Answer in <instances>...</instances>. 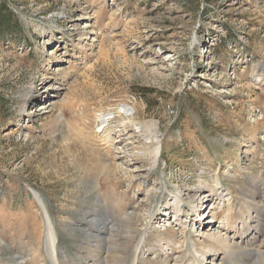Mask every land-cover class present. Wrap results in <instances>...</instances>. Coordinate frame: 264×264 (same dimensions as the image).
Masks as SVG:
<instances>
[{
    "label": "rangeland",
    "instance_id": "1",
    "mask_svg": "<svg viewBox=\"0 0 264 264\" xmlns=\"http://www.w3.org/2000/svg\"><path fill=\"white\" fill-rule=\"evenodd\" d=\"M3 1L22 30L0 38V264H53L46 212L64 264H127L140 238L128 227L147 233L139 264H177L211 217L206 195L234 225L249 197L264 202V0ZM167 236L178 247L161 261Z\"/></svg>",
    "mask_w": 264,
    "mask_h": 264
},
{
    "label": "bare ground",
    "instance_id": "2",
    "mask_svg": "<svg viewBox=\"0 0 264 264\" xmlns=\"http://www.w3.org/2000/svg\"><path fill=\"white\" fill-rule=\"evenodd\" d=\"M77 47H81L80 44H78ZM118 112L122 113L126 116H132V114H133L132 113V107L128 106L127 104H121L118 108ZM128 118L131 119V117H128ZM109 119H110V117L106 116V114L96 115V123H95L96 136L99 137V134L107 129V126L109 124ZM133 125H136L137 128L139 129V131L142 128L141 124H136V123L134 124L133 123ZM156 131L157 130L155 129V125L148 131L150 133L149 134L150 136L148 137V139H150L156 143V145L154 147V154H155L154 163L157 162V155L159 153V146H160L159 139L157 138V135H156ZM63 139L67 140L68 138L63 136ZM108 143L109 142L103 144L102 147H99L100 151H103L104 148L105 149L111 148V147L113 148L112 143H109V144ZM66 153H69V152H66ZM78 155L80 156L82 161H84V162L86 161L90 167L96 169L97 171H101L105 167L107 168V166L105 165L104 162L95 160L97 156L91 157V156L87 155L86 153H83L80 149L78 151ZM75 156H73V158H71L72 155L68 154L65 156V158H67L68 161L72 162V159H74ZM213 183L215 186V187L213 186V188L216 191L218 186H219L218 181L214 180ZM176 192H178V193H176ZM176 192L173 195V198H171V199L173 200V203L175 204V207L173 208L174 209L173 212L178 213L177 211L178 210L180 211L179 206L181 205L183 199H182V192L180 190H177ZM193 194H199V189L197 191L193 192ZM92 196L95 197L96 194H92ZM206 196L209 197L210 199H206V200H203L202 202H200L201 207H204L202 212L200 213V216L202 217V215H204L206 213H210L211 217H209V219L206 222H203V221L200 222L199 218H198L196 220V222L194 223V226H196V229L194 231L197 232V234L194 233L196 236L195 243H194L195 246L192 243L191 247L187 246L186 252H177L176 249L178 246L175 243H174L175 245L169 244V242L173 241L172 237L167 236L169 238V240H165V239L160 237V238H158V243H159V241L161 243V240H162V242L164 244H166L167 247L164 250H161V251L158 250L155 252V254H156L155 256L156 257L159 256V257H157L158 260H161V261H164L162 259L166 260V258L174 250L177 253L176 257H175L177 264H195V260L196 261L199 260L200 264H204V262H203L204 259L209 258V257L213 258V256H214V259H218V257L221 256L220 260H223L227 264H235L234 263L235 259H239L241 262H242V260L248 261V262L239 263V264H247L250 262H254L255 264H257V262H259L260 264H264V241L260 240L259 237H257V235H260L261 230H263V232H264V210H263L264 202H261V201L259 202V201L254 200L253 197H249L250 199L247 200L246 202H250V204L247 207H244L243 208L244 210H242V209L239 210L240 216H238L239 218L236 219L237 224L234 225L233 224L234 219L232 218L233 213H231V211H226V213L222 217V213H217L216 209L212 206L211 202H213V199H212L211 195L208 194ZM219 198L221 200V198H222L221 194H220ZM203 199H204V197H203ZM229 199L230 198H227L226 200L229 201ZM39 201L41 204H43V201L40 198H39ZM223 201H224V198L222 201H220L218 208L221 209L222 204L224 203ZM227 206H228V202H227ZM257 207L260 210H258ZM244 217H246V218L244 219ZM103 219H104L103 222L95 223L93 225V227H95L97 229L105 228L106 226L104 224L106 223V221H105V218H103ZM129 219L132 220V217H130ZM118 222H119V220H118ZM125 222H128L127 219H124L121 221V223L126 224ZM128 228H129L128 232L130 234L131 233L133 235L139 234L140 238H139L138 243L136 244L133 252L129 253V260L127 259L129 263L127 262V264H139V262L141 261V258H139L138 252L140 250V247H142L141 243L143 241H145V239L147 237V233L145 231L144 232L139 231L138 229H132L131 230L130 227H128ZM187 231H189V230H187ZM180 234L183 236L185 235L184 231L180 232ZM185 236L187 237V240H188L189 236H187V234ZM185 236H184V240H185ZM44 238H45V240H44L45 246L48 247V249L49 248L51 249V251H46V254H47V256H49V258H51L53 264H64V262H63L64 260L58 259L59 256H57V255H59V254L55 250L56 249L55 242L57 240V235H56L54 225L49 218L48 212H46ZM134 245H135V243H134ZM179 248H181V247H179ZM108 251H110V250H108ZM96 252L99 253L100 251L97 250ZM194 252L196 254H194ZM120 256L121 255H112L111 258H112V260L120 261V262H116L117 264L118 263L122 264L124 261V258L120 257ZM127 257L128 256H126V258ZM241 257H243V259ZM94 258H95V261H94ZM104 258H107V256ZM98 262H99V255L97 254V255H91L90 256V262L85 263V264H97ZM147 262L148 261H146V263ZM104 264H106V263H104ZM214 264H217V263H214Z\"/></svg>",
    "mask_w": 264,
    "mask_h": 264
},
{
    "label": "trees",
    "instance_id": "3",
    "mask_svg": "<svg viewBox=\"0 0 264 264\" xmlns=\"http://www.w3.org/2000/svg\"><path fill=\"white\" fill-rule=\"evenodd\" d=\"M21 30L22 24H19L7 3L0 0V38L15 40Z\"/></svg>",
    "mask_w": 264,
    "mask_h": 264
}]
</instances>
